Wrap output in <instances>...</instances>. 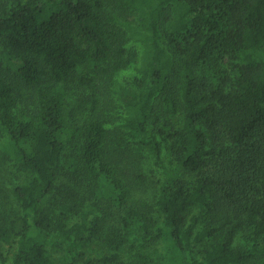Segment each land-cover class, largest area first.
Wrapping results in <instances>:
<instances>
[{"label":"trees","instance_id":"obj_1","mask_svg":"<svg viewBox=\"0 0 264 264\" xmlns=\"http://www.w3.org/2000/svg\"><path fill=\"white\" fill-rule=\"evenodd\" d=\"M6 166L0 264H264V0H0Z\"/></svg>","mask_w":264,"mask_h":264},{"label":"rangeland","instance_id":"obj_2","mask_svg":"<svg viewBox=\"0 0 264 264\" xmlns=\"http://www.w3.org/2000/svg\"><path fill=\"white\" fill-rule=\"evenodd\" d=\"M3 1V0H2ZM8 1V3H12L13 0H6ZM127 38H128V34H127ZM125 47L128 50H135L138 52V58L139 55H141L142 53V47L139 43L132 41L131 39H129L126 44ZM221 65H215V67L213 69H210V73L214 74L219 70H222L225 66H226V61L222 60L220 61ZM134 72V68L130 67L127 70L121 71L120 75L118 76L120 79H124L126 78L128 75L132 74ZM83 119V117H82ZM137 139H140L137 137ZM142 141H146V140H142ZM153 162L150 153H148V167L146 172L148 173V176L151 175V163ZM4 172V177L2 176V178L0 177V190H1V194L3 195V197L5 198L4 202H13L12 199V195H11V188L14 184H16V182L20 179V175L18 173L15 172V169L10 167V166H6V170L3 171ZM152 188V186H151ZM150 188V191H151ZM150 191L148 190V194L150 193ZM6 220H8V223L11 222H15L17 221L16 215L14 213H10L9 215H7L5 217ZM3 221V219L0 218V223ZM161 247V246H160ZM7 248L5 246L0 245V255H4V253L6 252ZM129 257V255H128ZM160 261V262H159ZM159 263L157 264H170V262L167 261V258H161L159 259ZM7 264H12L11 261L9 260L7 262Z\"/></svg>","mask_w":264,"mask_h":264}]
</instances>
